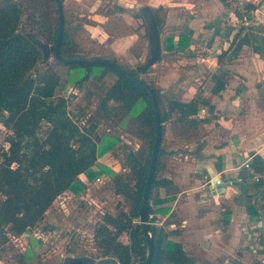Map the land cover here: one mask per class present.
I'll use <instances>...</instances> for the list:
<instances>
[{
	"label": "trees",
	"instance_id": "trees-1",
	"mask_svg": "<svg viewBox=\"0 0 264 264\" xmlns=\"http://www.w3.org/2000/svg\"><path fill=\"white\" fill-rule=\"evenodd\" d=\"M29 1L33 11L45 13L42 24L48 28L41 36L52 44L54 52L59 27L58 4L55 0ZM54 12L57 14L56 19ZM21 18L22 8L18 1L0 0V120L12 131L7 140L8 149L0 147V235L6 234L5 240H8L7 233L21 236L37 228L58 195L67 191L77 196L84 193L88 184L80 179L81 174H85L89 181L103 174H112L110 166L100 163L99 159L107 155L118 140L114 136L102 138L95 132L96 125L82 127L70 117L67 99L57 94L61 77L53 67L33 73L42 59V51L33 35L19 30ZM69 24L65 17L60 53L66 58H84L78 50L75 28ZM189 43L190 38L181 35L177 49H185ZM175 48L173 36H168L164 49ZM225 55L224 50L218 56V61L221 62ZM64 64L72 70L85 71L87 76L97 67L118 75V80L106 91L99 106L109 116L140 107L141 98L145 101L139 113V121L143 124L140 123L137 134L139 138L150 142L147 157H139L133 150L127 152L128 166L135 174L134 183L124 174H115V193L129 201V207H119L116 213L104 214L94 234L95 246L104 257L114 256L120 264H136L138 260L143 262L146 244L140 226V209L156 140L152 100L146 91L107 64ZM127 71L140 79L135 71ZM225 79L222 77L216 83L212 93L217 94L225 87ZM140 80L156 92L160 104L161 98L156 89L143 79ZM111 100L118 105L109 106ZM205 102L196 96L188 102L171 98L168 111L161 114V120L173 118L178 135L192 137L207 122V119L198 117ZM45 125L47 128L42 134ZM166 154L160 148L150 200L155 188H165L169 196L156 198L155 205L175 199L179 191L173 180L159 176L161 167L166 165ZM153 211L150 203V214ZM169 211V208L157 209V212L162 213ZM149 228L155 232L156 241H161L157 264H196L180 241L169 238L155 224L149 223ZM124 233L128 234L129 243L120 239ZM37 240L44 243L40 238Z\"/></svg>",
	"mask_w": 264,
	"mask_h": 264
},
{
	"label": "rangeland",
	"instance_id": "rangeland-1",
	"mask_svg": "<svg viewBox=\"0 0 264 264\" xmlns=\"http://www.w3.org/2000/svg\"><path fill=\"white\" fill-rule=\"evenodd\" d=\"M16 1L21 4L22 8L19 30L23 33L34 34L44 40L41 33H45L48 28L47 25L42 24L45 13L33 11L29 0ZM63 4L64 16L70 22L69 25L75 28L74 36L80 55L86 59L103 57L115 60L124 69L135 71L137 77L152 85L160 95V104H158L160 115L167 113L169 100L175 98V85H172L170 80L165 77V72H167V68L169 69V61L174 62L170 63V67L172 66L179 72L185 67L194 65L187 63V60L182 59V56L163 52L161 60L148 67L146 71L141 70L140 67L146 63L150 56L146 24L140 13L141 6L133 7L123 3L124 5L121 6H124V9L119 10L116 8L117 3L106 2L98 11L100 15L95 16L93 13L82 10L73 0H63ZM153 10L158 17L161 38H163L174 28L164 25L166 11L163 8ZM53 16L56 19L57 14L54 12ZM263 23L264 16L261 18V24ZM252 31H254L253 34H262L261 31L264 34L261 27L260 31H255V29ZM243 34L244 31L237 37V40H241L231 41L228 44L227 50L230 53H228L227 59H224L223 67L248 68L245 64L246 57L254 55L257 60L264 56V40L260 42L256 39V41L246 44L243 42ZM196 46L201 50L200 54L203 56L213 52L203 50L201 44ZM210 46L211 49L214 48L213 44ZM256 60H254L253 66ZM50 66L60 74L61 85L57 94L67 99L70 117L82 127L96 125L95 132L102 138L110 136L118 138L116 146L99 159L100 163L110 166L113 173L103 174L93 180L88 186L91 187V190L88 191L89 195L85 194L86 191L78 195V199L70 211L58 210L57 202L54 201L51 205L53 210H47L45 218L37 228L23 236H17L18 238L7 233L8 240L4 238L6 234L0 235V264H64L68 257L92 256L96 259L104 257L95 246L93 233L104 214L116 213L119 207L124 209L129 207V201L115 193V174H124L134 183L135 174L134 170L128 166L127 152L133 150L139 157H147L149 152L150 142L139 138L137 134L143 124L142 121H139V113L145 103L142 98L140 107L126 113L121 112L109 116L99 109L106 91L118 80V75L115 72L104 71L97 67L87 76L83 70L70 69L58 61L53 54L47 63L40 60L33 73L41 72ZM224 77L229 80V75ZM240 101L239 112L240 115H243L246 111V101L243 96ZM117 105V102L109 101V106ZM46 128L45 125L42 134L45 133ZM202 133L203 130L200 129L192 137H181L177 133L173 118L168 117L163 121L160 148L168 154H166V165L160 169V177L167 176L171 172L172 167L176 165V157L189 152L191 147L189 142L198 140L197 138ZM11 134L12 131L0 120V147L8 149L9 142L7 140ZM187 145L189 147H186ZM100 177L101 181L96 183ZM166 192L165 188L153 190L150 203H152L154 211L150 214L149 222L150 220L152 222L159 220L158 207L154 200L161 198ZM217 207L220 208L221 215L210 217L211 232L205 233L202 241L194 236L203 231V227H198L192 232H182L181 227L171 231L166 225L158 223L159 225L156 226L162 228L169 238L182 241L186 252L195 259L196 264H250L248 261L250 258L259 255L261 251L264 252V230L255 227L254 229H243L244 222L242 225L228 226L224 216L226 210H230L229 205L225 203L219 205L218 203ZM223 208L226 209L222 210ZM178 222L180 223V220ZM43 226L50 232L49 241L45 244L37 240V237L41 236V227ZM176 232L177 234H175ZM176 235H183V237ZM120 239L129 243V236L126 233ZM136 264H144V261L138 260ZM252 264L264 263L255 258Z\"/></svg>",
	"mask_w": 264,
	"mask_h": 264
},
{
	"label": "crops",
	"instance_id": "crops-1",
	"mask_svg": "<svg viewBox=\"0 0 264 264\" xmlns=\"http://www.w3.org/2000/svg\"><path fill=\"white\" fill-rule=\"evenodd\" d=\"M73 1L82 10L95 16L100 15L98 11L106 2L117 3L119 10L124 9L121 6L123 3L133 7L149 5L152 9L163 8L166 11L164 25L174 29L161 38L162 53L182 56L187 63L194 65L179 72L170 67V63H174L171 60L165 72L166 79L175 85V99L188 102L196 96L206 101L198 117L207 119V122L201 125L203 133L198 140L189 142V152L176 157L175 167L167 174L166 177L173 180L180 189L175 199L156 205L158 208H169L170 211L157 213L159 220L154 222L155 225H166L171 231L181 227L182 232H192L203 227V231L194 236L202 241L204 234L211 232L210 217L221 215L218 203H225L230 207L224 216L228 226L242 225L244 222L243 229L255 227L264 230V56L256 57L257 60L253 54L246 57L248 68L223 67L224 59L230 53L227 50L228 44L241 40H237V37L242 31L243 42L246 44L256 39L260 42L264 40L263 31L262 34H253L252 31H260V27L264 30V23L261 24L264 6L249 5L250 23L246 25L226 0ZM181 35L190 38L189 46L185 49H177ZM168 36H173L175 49H164ZM197 44H201L203 50L213 51L212 54L203 56ZM210 44H213V49ZM224 50L226 55L219 62L218 56ZM254 60L256 62L253 66ZM226 73L229 80L225 79V87L217 94L212 93L216 83L225 75L228 77ZM242 96L246 101V111L240 115ZM246 161L249 167L245 166ZM215 175L223 179L221 184L227 178H233L244 181L245 185H230L225 188L224 195H213L214 182H204ZM167 196L165 194L162 197ZM254 257L264 263V252ZM254 257L248 260L250 264L255 261Z\"/></svg>",
	"mask_w": 264,
	"mask_h": 264
},
{
	"label": "water",
	"instance_id": "water-1",
	"mask_svg": "<svg viewBox=\"0 0 264 264\" xmlns=\"http://www.w3.org/2000/svg\"><path fill=\"white\" fill-rule=\"evenodd\" d=\"M55 1L58 4L59 27H58V37L54 52L52 51V46L50 43L44 41L42 38L38 36H35L34 34H31L35 37V41L37 42L38 47L42 51V59H41L42 62L47 63L54 54L55 58L63 63H75L80 65H93L96 63L107 64L112 68H114L117 72H119L123 76L127 77L130 81H132L134 84L139 86L141 89L146 91L152 100V107H153L155 123H156V140L152 152L151 166L144 192L143 205L140 209V226L142 232L144 233L145 244H146V254H145L144 264H157L160 254L161 241L160 240L156 241L155 232L153 230H150L149 228L150 191L155 175L156 164H157L162 136H163V122L161 120L156 92L147 84L143 83L140 79L132 76L127 70L122 68L119 64L114 63L110 59H106L102 57L93 58V59L63 57L60 53V46L64 32V20H65L64 6L62 0H55ZM140 13L146 24L148 40H149V48H150V56L147 58L146 63L140 67L142 71H146L148 67L154 65L162 58L161 32H160L158 18L154 10L149 5L142 6L140 8ZM230 185L244 186L245 182L242 180L227 178L226 180H224L223 184H218L217 188H215L216 185L212 186L214 187L212 188L213 195L216 194L224 195L225 188ZM65 264H120V262L114 256H105L99 259H96L95 257L92 256H78V257L66 258Z\"/></svg>",
	"mask_w": 264,
	"mask_h": 264
},
{
	"label": "built area",
	"instance_id": "built-area-1",
	"mask_svg": "<svg viewBox=\"0 0 264 264\" xmlns=\"http://www.w3.org/2000/svg\"><path fill=\"white\" fill-rule=\"evenodd\" d=\"M228 3H230V5L232 6V8L237 12V15L239 16V18H241V20L246 24L248 25L250 23V18H249V5L250 4H254V5H261V7L264 6V0H226ZM199 114V113H198ZM245 166L246 167H249V164H248V161H246L245 163ZM80 179L84 182H86L88 185L91 184V182H89V179L86 175H80ZM99 181H101V177L97 179V182L98 183ZM211 181L214 182V186L215 185H218V184H221L223 179L220 177V176H214V177H211L209 179H207L204 184H207V183H210ZM91 190V187L88 188V191ZM87 191V194L86 195H89V192ZM77 196L76 194L70 192V191H67V192H64L60 195H58V197L56 198V207L58 208V210L60 211H70L72 205H74V202L76 201ZM104 216V215H103ZM103 218V217H102ZM102 218L100 220V222L102 221ZM150 224H155L154 222H152L150 220L149 222ZM50 232L47 231L46 229H44L43 227H41V236L37 237V238H40L44 244L47 243L49 241V234ZM94 234L95 232L93 233V239H94ZM12 235V234H10ZM13 237L15 238H18L17 236L15 235H12ZM23 236V235H22Z\"/></svg>",
	"mask_w": 264,
	"mask_h": 264
},
{
	"label": "flooded vegetation",
	"instance_id": "flooded-vegetation-1",
	"mask_svg": "<svg viewBox=\"0 0 264 264\" xmlns=\"http://www.w3.org/2000/svg\"><path fill=\"white\" fill-rule=\"evenodd\" d=\"M64 5V4H63ZM117 9H120V8H118V7H116ZM129 72V71H128ZM64 264H65V262H64Z\"/></svg>",
	"mask_w": 264,
	"mask_h": 264
}]
</instances>
